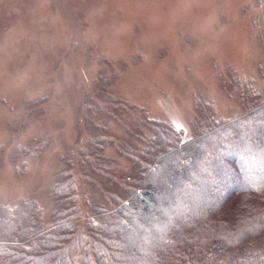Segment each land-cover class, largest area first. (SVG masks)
Instances as JSON below:
<instances>
[{
	"label": "trees",
	"instance_id": "obj_1",
	"mask_svg": "<svg viewBox=\"0 0 264 264\" xmlns=\"http://www.w3.org/2000/svg\"><path fill=\"white\" fill-rule=\"evenodd\" d=\"M262 76L255 84L225 67L218 83L236 113L222 118L215 102L195 101L184 141L106 94L102 116L87 104L81 143L48 190V221L32 200L0 206V264H264ZM115 121L128 139L108 132ZM43 146L14 151L20 173ZM109 146L128 166L103 154Z\"/></svg>",
	"mask_w": 264,
	"mask_h": 264
},
{
	"label": "rangeland",
	"instance_id": "obj_2",
	"mask_svg": "<svg viewBox=\"0 0 264 264\" xmlns=\"http://www.w3.org/2000/svg\"><path fill=\"white\" fill-rule=\"evenodd\" d=\"M263 5L0 0V206L32 200L48 221V190L60 158L81 143L89 103L94 118L102 116L100 105L108 96L139 107L173 126L182 141L191 136L197 100L215 102L219 117L233 116L236 105L218 77L231 67L260 84ZM108 132L128 139L117 122L109 123ZM37 139L45 147L20 173L12 155ZM103 154L117 167L128 166L113 147Z\"/></svg>",
	"mask_w": 264,
	"mask_h": 264
}]
</instances>
